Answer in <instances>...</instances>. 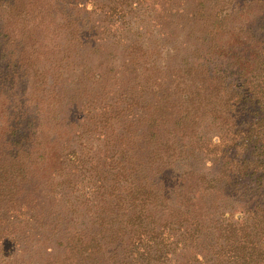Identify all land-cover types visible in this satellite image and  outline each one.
Wrapping results in <instances>:
<instances>
[{
  "label": "trees",
  "instance_id": "obj_1",
  "mask_svg": "<svg viewBox=\"0 0 264 264\" xmlns=\"http://www.w3.org/2000/svg\"><path fill=\"white\" fill-rule=\"evenodd\" d=\"M145 1L0 0V59L6 56L7 66L37 73L43 49L31 60L25 52L26 38L37 34L47 48L109 38L132 50L133 62L146 30L137 19ZM256 2L259 36L253 37V48L243 43L248 54L232 80L199 66L193 84L183 78L191 68L178 69L172 101L164 94L141 115L131 107L142 103L128 105L127 123L116 127L120 159L109 157L107 165L96 153L94 162L82 165L88 151L83 159L66 148L57 154L59 168L52 177L60 178L68 163L74 174L83 167L93 180L97 207L103 204L91 224H70L60 210L36 207L33 193H42L43 181L37 178L27 187L48 155L51 129L28 119L29 105L38 114L59 95L55 83L38 97L13 93L16 73L8 70L9 85L0 84V242L15 241L13 234L27 228L65 233L67 253L63 259L51 255V264H264V0ZM97 129H108L104 138L112 135L109 129L115 131L106 125ZM109 138L104 144L110 145ZM46 182L55 184L51 177ZM124 205L128 213L118 217Z\"/></svg>",
  "mask_w": 264,
  "mask_h": 264
},
{
  "label": "rangeland",
  "instance_id": "obj_2",
  "mask_svg": "<svg viewBox=\"0 0 264 264\" xmlns=\"http://www.w3.org/2000/svg\"><path fill=\"white\" fill-rule=\"evenodd\" d=\"M198 2H201L200 6H197ZM227 3L228 0L145 1L137 19L140 21L139 26L143 25L146 30L143 29L140 39V57L133 62L131 58L135 59V53L124 48L125 45L113 44L109 38L85 46L76 43L69 48L63 45L53 48L52 43L47 48L43 38L37 34L25 40L27 59L31 60L37 49H43L40 56L36 57L39 59L37 73L21 71L19 65L7 66L6 56L0 59V84L9 85L5 79L8 70L16 73L13 93L21 95L24 92L26 97H38L55 83V93L59 95L49 106L44 105L41 113L37 114L35 108L29 105L28 119L33 118L35 124L41 123L51 129L52 145L48 146V155L34 168L36 176L27 187V190L33 188L37 178L43 181L42 193L37 190L33 193L38 210L53 207L60 210L59 216L64 221H70V224L79 225L81 221L91 224L97 209L103 204L99 202L97 207L100 199L91 190L93 180H87L89 174L83 172V167L77 168L74 174L72 164L68 163L59 172L60 178L52 177L59 168L57 154L66 148L67 152L77 151L82 157V153L88 151L83 156L85 159L82 157L83 161L79 163L83 165V162H94L98 153L103 157L102 163L110 165L107 160L109 157L121 158L122 147L119 142L122 139L116 136V127L127 123L128 105L135 100L142 103V107H131L133 113L141 115L164 94L171 95L169 99L172 101L178 69L191 68L189 75L183 78L193 84L196 81L193 79L194 71L199 66L206 67L211 73L219 72L229 80L233 79V74L241 69V61L248 54L243 43L253 48L256 41L253 37L259 36L258 22L255 23L259 4L256 0ZM210 39L213 40L211 44ZM250 59L254 60V54ZM230 71L232 74L228 75ZM1 91L8 93L7 88ZM130 98H133L132 102ZM11 101L17 103L15 99ZM0 121L1 127V115ZM101 125L112 126L114 133L109 129L112 135L107 134L104 138L108 129L100 132L97 127ZM85 126L91 128L84 132ZM213 132L209 127L208 133ZM108 138L110 145L104 144ZM136 151L140 152L139 149ZM207 165L209 169L214 168L211 164ZM50 177L55 183L52 186L46 182ZM67 181L68 184L65 183ZM52 188L56 190L52 193L54 195L49 194ZM127 207L124 205L119 209L118 217L128 213ZM14 225L12 223V228L18 229ZM24 226L25 223L21 229ZM64 230L68 228L64 227ZM13 237L15 241L0 242V264H51V255L63 259L67 253L64 249L65 233H45L44 229L35 231L27 228L19 230Z\"/></svg>",
  "mask_w": 264,
  "mask_h": 264
}]
</instances>
